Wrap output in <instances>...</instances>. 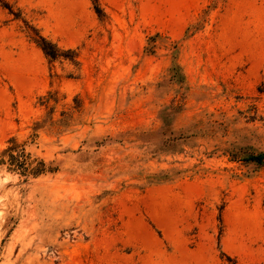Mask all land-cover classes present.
I'll list each match as a JSON object with an SVG mask.
<instances>
[{
	"label": "rangeland",
	"instance_id": "obj_1",
	"mask_svg": "<svg viewBox=\"0 0 264 264\" xmlns=\"http://www.w3.org/2000/svg\"><path fill=\"white\" fill-rule=\"evenodd\" d=\"M248 153L264 0H0V264H264Z\"/></svg>",
	"mask_w": 264,
	"mask_h": 264
},
{
	"label": "trees",
	"instance_id": "obj_2",
	"mask_svg": "<svg viewBox=\"0 0 264 264\" xmlns=\"http://www.w3.org/2000/svg\"><path fill=\"white\" fill-rule=\"evenodd\" d=\"M99 10V7H96V11L100 12ZM35 41L43 53L50 59H56L65 54L61 52H72V50L61 51L55 43L51 42L42 35H37ZM8 143L9 146L4 149L3 157L6 156V159L3 160V163L10 166L9 168L17 170L19 174L24 176L26 179L28 177H37L45 172L53 170L52 167L47 166L42 159H31V155L28 152L14 145V140L12 138L9 139ZM244 160L255 162L258 165H264V154L248 153L244 157Z\"/></svg>",
	"mask_w": 264,
	"mask_h": 264
}]
</instances>
